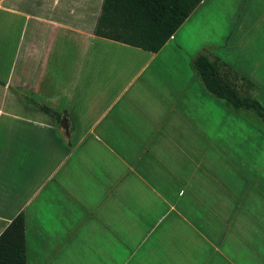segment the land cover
<instances>
[{
    "label": "crops",
    "instance_id": "obj_1",
    "mask_svg": "<svg viewBox=\"0 0 264 264\" xmlns=\"http://www.w3.org/2000/svg\"><path fill=\"white\" fill-rule=\"evenodd\" d=\"M102 1L0 0V234L24 215L27 264H264V128L191 68L264 107V0H203L158 53L95 36Z\"/></svg>",
    "mask_w": 264,
    "mask_h": 264
},
{
    "label": "trees",
    "instance_id": "obj_2",
    "mask_svg": "<svg viewBox=\"0 0 264 264\" xmlns=\"http://www.w3.org/2000/svg\"><path fill=\"white\" fill-rule=\"evenodd\" d=\"M202 1L103 0L94 35L158 53ZM191 68L208 93L230 109L251 112L264 123V107L251 96H242L235 82L229 81L227 74H233L248 89L253 88L249 81L235 74L224 63L212 61L205 55L196 57ZM34 105L60 121V116L49 108ZM0 264H27L25 220L22 213L0 234Z\"/></svg>",
    "mask_w": 264,
    "mask_h": 264
},
{
    "label": "rangeland",
    "instance_id": "obj_3",
    "mask_svg": "<svg viewBox=\"0 0 264 264\" xmlns=\"http://www.w3.org/2000/svg\"><path fill=\"white\" fill-rule=\"evenodd\" d=\"M200 54H203V52H200ZM235 72V71H234ZM227 74V73H226ZM235 74H236V72H235ZM227 76H228V78H229V81H231V82H235V84H236V82L237 83H239L240 81H237V79L234 77V75L233 74H227ZM239 80V79H238ZM242 82V81H241ZM237 89L239 90V93L242 95V96H246V95H249V96H251L252 97V93H253V88H250V89H248V88H246V86L244 85V86H242V84H241V86H239V87H237ZM253 98V97H252ZM249 114H250V112H249ZM250 116V118H252L253 120H254V123L256 124V125H259V128L261 129V131L263 132V128H264V123L261 121V120H259L258 118H256L254 115H249ZM252 116V117H251ZM255 125V126H256Z\"/></svg>",
    "mask_w": 264,
    "mask_h": 264
}]
</instances>
